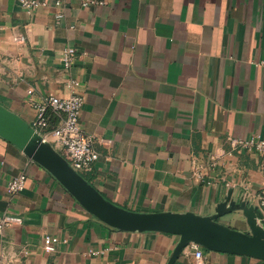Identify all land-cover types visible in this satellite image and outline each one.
<instances>
[{"label":"crops","instance_id":"0c3cea01","mask_svg":"<svg viewBox=\"0 0 264 264\" xmlns=\"http://www.w3.org/2000/svg\"><path fill=\"white\" fill-rule=\"evenodd\" d=\"M41 1L29 13L0 0V105L33 125L34 103L68 97V80H80V122L99 153L82 176L107 201L139 213L195 212L248 232L242 210L217 208L231 197L262 214L261 156L241 141L264 138V0ZM67 47L77 50L69 69ZM22 173L26 186L9 194ZM4 214L20 223L0 234V264H168L181 239L104 223L0 136ZM47 235L59 239L52 253ZM202 248L203 264H264ZM174 264H196L193 250Z\"/></svg>","mask_w":264,"mask_h":264},{"label":"water","instance_id":"95a60500","mask_svg":"<svg viewBox=\"0 0 264 264\" xmlns=\"http://www.w3.org/2000/svg\"><path fill=\"white\" fill-rule=\"evenodd\" d=\"M0 136L20 148L48 171L87 210L104 223L124 230L159 231L181 236L168 264H174L191 244L208 250L251 256L264 261V220L258 208L227 197L217 208L219 215L242 210L250 230L243 232L223 225L215 218L195 212L139 213L107 201L88 181L60 156L36 129L16 113L0 105ZM229 207V209H227Z\"/></svg>","mask_w":264,"mask_h":264},{"label":"built area","instance_id":"2783aa9c","mask_svg":"<svg viewBox=\"0 0 264 264\" xmlns=\"http://www.w3.org/2000/svg\"><path fill=\"white\" fill-rule=\"evenodd\" d=\"M21 5L29 13L40 7L46 6L47 2L41 0H19ZM63 0H56L55 5L60 6ZM85 7L97 3L95 0H82ZM61 18L62 14H57ZM77 50L73 47H67L63 51L62 62L65 68L69 69L74 63ZM68 87L72 90L68 97H59L49 95L40 102L34 103L36 108V119L33 127L45 139H53L65 150L69 163L72 168L80 174L90 172L95 162L99 158V153L95 149L93 139L88 135L80 122L85 97L81 88V81L76 78L68 80ZM33 93L32 89L28 90ZM48 111L52 115H48ZM51 117L57 119V124L52 126ZM241 144L248 150L256 151L261 156V171L264 176V138L257 135L248 140H242ZM28 176L24 173L19 174L7 183L6 189L9 194H18L26 186ZM259 208L262 209L264 220V183L259 194ZM20 223V219L12 214L0 216V234L8 227ZM59 239L52 235L44 238V250L52 253L56 250V244ZM196 259V264H203V248L198 244L189 246Z\"/></svg>","mask_w":264,"mask_h":264},{"label":"trees","instance_id":"16d2710c","mask_svg":"<svg viewBox=\"0 0 264 264\" xmlns=\"http://www.w3.org/2000/svg\"><path fill=\"white\" fill-rule=\"evenodd\" d=\"M84 177L88 180L91 181V178L89 176L84 175Z\"/></svg>","mask_w":264,"mask_h":264}]
</instances>
